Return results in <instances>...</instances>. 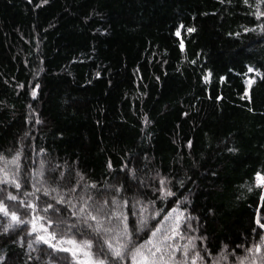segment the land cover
Returning <instances> with one entry per match:
<instances>
[{
	"label": "trees",
	"instance_id": "1",
	"mask_svg": "<svg viewBox=\"0 0 264 264\" xmlns=\"http://www.w3.org/2000/svg\"><path fill=\"white\" fill-rule=\"evenodd\" d=\"M17 155L7 171L21 188L0 184V198L44 217L38 228L51 221L52 244L89 239L97 253L73 215L85 207L127 215L135 245L179 218L168 264H264V0H0V168ZM31 227L0 228V264H77L29 249ZM108 264H132L131 252Z\"/></svg>",
	"mask_w": 264,
	"mask_h": 264
},
{
	"label": "snow or ice",
	"instance_id": "2",
	"mask_svg": "<svg viewBox=\"0 0 264 264\" xmlns=\"http://www.w3.org/2000/svg\"><path fill=\"white\" fill-rule=\"evenodd\" d=\"M47 2V0H45ZM192 31V29H189ZM179 32L177 33V35ZM249 72L253 71V69L249 68ZM207 79V77L205 78ZM252 81L249 80L248 84L251 85ZM36 93L33 92V96ZM19 155L14 157L10 161L5 162V167L0 168V172L4 175L0 178V184H8L14 185L17 190L21 188V184L17 182L15 176H9L7 171V165H14L17 169L19 168ZM43 168V164H41V169ZM35 176H41L42 172L37 171ZM257 180L260 185H264V177H261L257 174ZM165 181H161L163 185ZM36 192L40 191V188L35 189ZM52 192H55L56 189H51ZM75 191V189H72ZM163 191V189H161ZM3 192V189H0V193ZM45 195H49V190L44 191ZM173 193L168 191H163L164 196L172 195ZM24 199L19 200V204L24 206L25 208L31 209L32 212H36V205L29 200V197L35 195V192H25ZM57 203H66L71 208H76V205L72 203V201L65 200L64 194H58ZM55 198V197H54ZM7 199L12 201H17V195H13L11 192L7 194ZM117 208L120 207L119 203L115 200L112 201ZM87 204V201H85ZM127 205V201H125V206ZM53 206L49 204L43 211L46 213ZM146 211V208H140L139 215V223L141 227L146 223V219L143 216V213ZM0 215L7 218V222L4 220H0V228L3 229V232H8L13 229L16 225L19 224H28L31 223V232L29 235L36 234L34 240L28 242L29 249H33L34 244L44 243L48 244L49 247L53 248L56 251H70L77 260V264H108L109 260L115 259L119 261L123 259L128 252H131L132 264H168V261L172 259V252L179 251V247H173V245L168 244V241L174 239L175 236L179 235V218L175 223L174 227H170L167 230L162 229L161 227H157L154 231H152L151 238L146 241L144 244L135 245L131 241V234L128 230V216L122 214L120 211H111L109 214H106L104 219L98 217V215H93L92 212L87 211L85 207L79 208L77 211L73 213L78 217H81L83 223L87 225L88 228L92 230L96 234L97 240V253L93 254L92 252V241L89 239L76 241L72 239H61L57 242V244H52V240H56L55 233L48 232V227H51V221L47 222V226L45 224H41L39 228L37 227V220H43L44 217L34 216L31 221L21 219L20 216L16 214L15 211H9L8 206L4 203V200L0 198ZM158 215V213H157ZM170 217H165V221L169 220ZM118 220L121 225H123V229L120 232H114V230L110 227H105L104 220ZM92 221V223H89ZM256 224L260 229H264V223H261L260 219L257 218ZM71 227L76 228L77 225L73 224ZM255 231V229L253 230ZM171 232V235H169ZM160 235V239L157 241L156 237ZM103 237V244H100V238ZM261 243L256 245L254 251L258 254L261 251V247L264 246V236L260 238ZM190 244V242H189ZM60 245H71V247H61ZM105 247L107 248V252L104 251ZM187 247L184 248V255L187 256ZM170 250V251H166ZM252 251V250H250ZM110 254V255H109ZM199 257L197 256V259ZM192 264H196V259L192 260ZM241 264H244V261H241Z\"/></svg>",
	"mask_w": 264,
	"mask_h": 264
},
{
	"label": "rangeland",
	"instance_id": "3",
	"mask_svg": "<svg viewBox=\"0 0 264 264\" xmlns=\"http://www.w3.org/2000/svg\"><path fill=\"white\" fill-rule=\"evenodd\" d=\"M248 81H249V79H248ZM248 81H247V83H248Z\"/></svg>",
	"mask_w": 264,
	"mask_h": 264
}]
</instances>
